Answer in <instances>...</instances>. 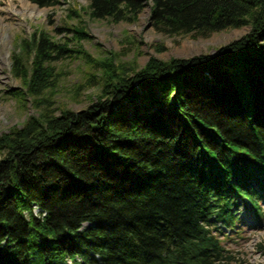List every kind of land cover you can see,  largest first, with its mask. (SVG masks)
<instances>
[{"label": "trees", "instance_id": "1", "mask_svg": "<svg viewBox=\"0 0 264 264\" xmlns=\"http://www.w3.org/2000/svg\"><path fill=\"white\" fill-rule=\"evenodd\" d=\"M86 1L116 23L151 2L170 35L250 31L143 67L115 51L94 58L83 27L57 30L75 49L45 30L21 38L22 88L7 93L38 113L0 135V264H232L214 223H235L243 199L260 210L264 195V0ZM73 57L91 69L77 89H100L80 111L55 107L56 62Z\"/></svg>", "mask_w": 264, "mask_h": 264}, {"label": "rangeland", "instance_id": "2", "mask_svg": "<svg viewBox=\"0 0 264 264\" xmlns=\"http://www.w3.org/2000/svg\"><path fill=\"white\" fill-rule=\"evenodd\" d=\"M50 7H39L29 0H0V135L13 127H21L37 110L29 103L22 107L9 90L22 88V82L13 73V53L18 49L21 38H30L36 30H45L57 40L68 42L70 49L77 47L72 31L59 33L58 28H80L93 38L81 41L84 49L94 58L105 56L107 51L121 53L122 60L138 56L144 66L151 56L162 60L171 57L189 58L198 54L215 53L220 47L236 40L250 31V27L227 29L208 37L192 34L170 35L158 31L151 20L150 2L135 22L111 21L110 18L95 19L90 15L86 0H60ZM75 11V12H73ZM127 33V34H126ZM61 81L55 97L56 108L74 111L86 109L100 92L93 86L78 90L77 86L87 79L90 66L81 58L60 59L56 62ZM57 114L60 113L57 109ZM249 205V203H246ZM263 216L256 221L255 211L242 210L238 222L240 233L220 228L223 235L229 234L224 242L235 256L232 264H264V199L261 204ZM40 212V209L38 208ZM41 214V213H40ZM255 217V218H254ZM246 222L250 227L245 228ZM84 228L90 226L85 223ZM235 234V235H234ZM221 235L222 237H224Z\"/></svg>", "mask_w": 264, "mask_h": 264}, {"label": "clouds", "instance_id": "3", "mask_svg": "<svg viewBox=\"0 0 264 264\" xmlns=\"http://www.w3.org/2000/svg\"><path fill=\"white\" fill-rule=\"evenodd\" d=\"M33 213H34L35 215H37L39 218H43V217L41 216L40 212L38 211V206L33 208Z\"/></svg>", "mask_w": 264, "mask_h": 264}, {"label": "bare ground", "instance_id": "4", "mask_svg": "<svg viewBox=\"0 0 264 264\" xmlns=\"http://www.w3.org/2000/svg\"><path fill=\"white\" fill-rule=\"evenodd\" d=\"M198 55H200V54H198ZM196 56V55H195ZM193 57V56H192ZM190 58V57H189Z\"/></svg>", "mask_w": 264, "mask_h": 264}]
</instances>
